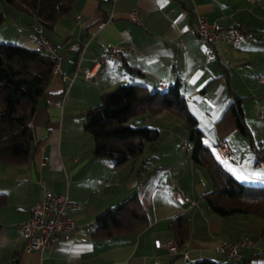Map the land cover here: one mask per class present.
Wrapping results in <instances>:
<instances>
[{"label":"crops","instance_id":"obj_1","mask_svg":"<svg viewBox=\"0 0 264 264\" xmlns=\"http://www.w3.org/2000/svg\"><path fill=\"white\" fill-rule=\"evenodd\" d=\"M132 10L141 13V22L129 19ZM18 13L21 20L27 17ZM198 14L209 22L242 28L249 40L238 47L222 38L201 41L194 31ZM30 26L24 40L37 47L33 17ZM46 34L69 79L53 73L46 96L39 100L31 121L30 160L0 162V264H169L176 256L158 243L174 239L169 225L183 213L189 217L190 236L180 250L190 261H225L216 250L219 244L250 240L254 245L239 261L264 264V220L213 211L202 196L215 186L207 168L195 164L192 155L182 158L175 147V154L161 159L163 154L154 152V146H146L138 158L116 165L96 156L84 116L101 103L104 92L121 84L164 91L181 80L189 109L206 108L201 112L210 134L203 132L204 142H229L235 157V162H228L230 172L242 183L263 185L264 161L257 157L264 147V0H75ZM113 46L118 59L108 56ZM100 56L107 58L99 73L86 79L93 59ZM236 95L244 97L250 135L239 131L229 109ZM154 118L177 122L166 111ZM143 121L150 124L152 116L145 115ZM174 184L183 190L186 203L174 199ZM46 194H68L78 205L69 210L77 228L50 250L26 251L18 224ZM133 194L146 207L148 223L131 234L95 239L98 217ZM182 261L181 257L173 264Z\"/></svg>","mask_w":264,"mask_h":264},{"label":"trees","instance_id":"obj_2","mask_svg":"<svg viewBox=\"0 0 264 264\" xmlns=\"http://www.w3.org/2000/svg\"><path fill=\"white\" fill-rule=\"evenodd\" d=\"M1 1L6 7L33 17L46 33L53 31L58 20L73 8L75 2ZM4 21L5 15L0 10V25ZM54 65L52 55L37 47L0 42V162L16 165L30 160L34 142L31 121L39 100L47 94ZM130 69L136 70L134 67ZM137 72L142 73L140 70ZM243 98L236 95L229 109L234 113L239 131L250 135L241 104ZM164 111L178 116L186 123L193 143V162L206 167L210 174L215 188L202 196L209 207L221 216L244 213L264 220V186L240 182L222 165L215 151L205 144L199 121L188 107L181 80L164 91H152L142 84H121L104 92L101 103L84 113L85 129L93 136L96 156L109 158L116 165L138 158L148 144L160 138V130L147 125L132 127L129 121L147 114L159 115ZM259 149L257 161H264V147ZM147 223V209L139 196L133 194L99 216L92 235L95 239H105L131 234ZM169 229L177 244L180 247L184 245L190 236L188 215L183 213L175 216ZM180 257L176 256L169 264L175 263ZM183 264L247 263L202 259Z\"/></svg>","mask_w":264,"mask_h":264},{"label":"built area","instance_id":"obj_3","mask_svg":"<svg viewBox=\"0 0 264 264\" xmlns=\"http://www.w3.org/2000/svg\"><path fill=\"white\" fill-rule=\"evenodd\" d=\"M142 18L138 10H132L129 13V19L134 22H141ZM194 31L199 39L206 43H215L222 38L231 46L238 47L249 40V35L241 28L222 26L218 20L209 22L201 14L195 16ZM34 42L37 48L52 55L55 61L53 73L60 74L64 80L69 79L61 68L60 56L42 26L38 25L35 28ZM108 56L115 59L120 58L118 48L111 47ZM106 58L107 56H100L93 59L92 66L85 73V78H95ZM215 153L222 162H235L231 145L226 140L216 142ZM172 195L181 204L187 201L183 190L177 184L173 186ZM72 207H78V205L70 201L68 194H46L39 202L31 206L28 217L18 224L20 236L25 240V250L45 252L72 233L77 228L75 220L69 215ZM253 245L250 240L222 242L216 250L229 261H239L243 258L245 250ZM158 246L166 248L173 256H181L183 263L190 262L188 254L181 252L180 246L173 238L158 243Z\"/></svg>","mask_w":264,"mask_h":264},{"label":"rangeland","instance_id":"obj_4","mask_svg":"<svg viewBox=\"0 0 264 264\" xmlns=\"http://www.w3.org/2000/svg\"><path fill=\"white\" fill-rule=\"evenodd\" d=\"M0 10L5 15V21L0 25V42L4 43H12V44H21V45H31L24 40V38L27 36V34L30 32L31 26H30V17H24L23 20L19 18L20 14L15 9H12L9 6H5L2 1L0 0ZM255 33H253L254 35ZM252 102L249 101L247 105L249 104L250 107H252ZM192 103V99H191ZM205 107H197L192 105L190 110L199 118L200 125L199 128L205 133L206 137L210 134V128L209 123L206 122L205 116L202 114L201 111H205ZM168 112V111H166ZM168 114L171 117H174L177 122L174 121H168L167 119H153L152 114H148L149 116H152V122L150 124L145 123L143 121L142 117H135L129 121V125L132 127H138V126H152L157 127L160 130V138L153 144H148L147 148L151 149L152 146L154 149V152H160L163 154L161 156V159H168L170 158L171 153L175 154L174 148L177 147L178 150H180L182 158L188 157V155H192L193 152V143L190 141V135L189 130L187 128L186 123L179 118L178 116L168 112ZM159 118V117H158ZM205 143L209 145L214 150V145L212 142H210L208 139L205 138ZM183 144H186L184 149H182ZM222 165L228 169L229 171H232V166L228 162H222ZM248 184V183H246ZM249 185H256V186H264V184H249ZM181 259V257H180ZM262 262L264 263V259H262Z\"/></svg>","mask_w":264,"mask_h":264},{"label":"snow or ice","instance_id":"obj_5","mask_svg":"<svg viewBox=\"0 0 264 264\" xmlns=\"http://www.w3.org/2000/svg\"><path fill=\"white\" fill-rule=\"evenodd\" d=\"M241 179H246V177H241Z\"/></svg>","mask_w":264,"mask_h":264}]
</instances>
